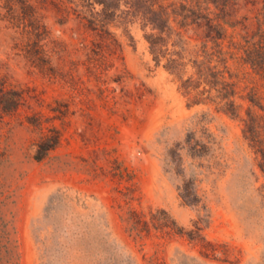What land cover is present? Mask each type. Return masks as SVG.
I'll list each match as a JSON object with an SVG mask.
<instances>
[{
  "label": "rangeland",
  "instance_id": "374dc122",
  "mask_svg": "<svg viewBox=\"0 0 264 264\" xmlns=\"http://www.w3.org/2000/svg\"><path fill=\"white\" fill-rule=\"evenodd\" d=\"M235 0L231 16H251ZM71 0H0V79L21 97L0 103V181L11 199L0 213L16 230L18 264H264V165L245 141L243 120L214 107L190 108L157 68L140 24L91 32ZM59 145L37 160L43 136ZM193 136L205 156L184 153L182 176L168 153ZM122 173V175H120ZM202 199L186 206L179 187ZM166 210L190 232L201 220L209 246L187 238L135 241L121 216Z\"/></svg>",
  "mask_w": 264,
  "mask_h": 264
},
{
  "label": "trees",
  "instance_id": "16d2710c",
  "mask_svg": "<svg viewBox=\"0 0 264 264\" xmlns=\"http://www.w3.org/2000/svg\"><path fill=\"white\" fill-rule=\"evenodd\" d=\"M235 0H71V9L98 36L111 29L140 24L157 68H163L178 85L190 108L214 107L237 117L248 104L243 122L245 141L264 165V0H251V16H231ZM0 79V103L17 110L21 97L10 93ZM60 143L58 134L43 136L37 160L44 159ZM207 147L191 135L168 153L167 167L184 173V153L194 160L205 156ZM263 173H264V168ZM122 175V173L120 174ZM182 202L199 207L202 199L195 183L183 181ZM129 207L121 216L126 232L135 241L149 237L165 243L173 237L187 238L205 257L209 242L202 235L203 222L190 232L180 227L164 209L148 207V213L132 207L139 202L135 188L124 195ZM11 196L0 181V213ZM141 206V202L138 203ZM0 242V264H18L21 255L16 230L6 224Z\"/></svg>",
  "mask_w": 264,
  "mask_h": 264
}]
</instances>
